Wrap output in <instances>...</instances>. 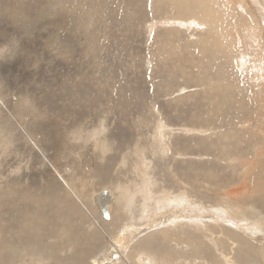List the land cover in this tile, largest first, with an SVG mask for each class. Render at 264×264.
Listing matches in <instances>:
<instances>
[{
  "label": "rangeland",
  "instance_id": "obj_1",
  "mask_svg": "<svg viewBox=\"0 0 264 264\" xmlns=\"http://www.w3.org/2000/svg\"><path fill=\"white\" fill-rule=\"evenodd\" d=\"M65 1L18 0L26 20L38 8L27 28L2 15L13 0H0V264H92L98 256L108 264L114 255L107 236L118 237L123 227L139 231L158 208L154 200L144 204V180L153 196L169 197L185 213L214 211L182 220L191 240L199 237L192 242L168 235L174 264H211L190 253L198 240L221 264H264V235L249 243L257 260L236 261L235 238H224V254L211 242L221 226L231 229V218L264 231V46L256 52L244 38L220 50L208 25L192 19L190 2ZM254 1L245 0V9ZM124 191L133 196L120 197ZM105 194L114 226L95 206ZM138 254L148 257L144 247Z\"/></svg>",
  "mask_w": 264,
  "mask_h": 264
},
{
  "label": "bare ground",
  "instance_id": "obj_2",
  "mask_svg": "<svg viewBox=\"0 0 264 264\" xmlns=\"http://www.w3.org/2000/svg\"><path fill=\"white\" fill-rule=\"evenodd\" d=\"M18 0H13L12 6L13 8H10L8 6H4L1 7L3 14L2 15H9L11 16L14 20L19 21L18 24H20V22H24L25 27L28 28V25H33L34 23H36L37 19L39 18V13L37 12L36 8L31 9L29 14H33V18L31 19H25L26 14L25 12H23V4H22V9L20 7H16L18 5L17 3ZM23 1V0H22ZM26 1V0H25ZM30 1V0H29ZM32 1V0H31ZM54 1V0H53ZM57 1V0H56ZM61 1V0H60ZM65 1V0H64ZM87 1V0H86ZM94 1V0H93ZM99 1V0H98ZM117 1V0H116ZM120 2H122L121 0H119ZM125 1V0H124ZM127 1V0H126ZM131 1V0H130ZM141 1V0H140ZM157 1V0H156ZM163 1V0H162ZM176 1V0H175ZM183 4H188L189 2L192 4V6H189L191 9V13L192 15H195L194 18L192 19H196V23H198V20H201L202 24H206L207 27H209V31L212 32L213 35H210L211 33L208 32L210 35V38H218V41H214V44L216 42V46L217 48L220 46V50L221 48H225V47H229L231 49H233L235 47V42L236 44H245L244 43V38H246L247 40L245 41H253V43L255 44V49L256 52L259 51L262 46H264V28L262 27L263 31H261L260 25L257 21V18L260 17V19H262V21L264 22V0H258V1H254V4L252 5V7H248L246 8V2L245 0H235L232 3V0H227L226 4L222 2V5L219 4L220 0H218L219 3H217L216 0H181ZM10 2V1H9ZM36 2V1H35ZM59 2V1H58ZM66 2V1H65ZM69 4L70 1L68 0ZM67 2V3H68ZM88 2V1H87ZM97 2V1H96ZM95 2V3H96ZM101 2V1H100ZM115 2V1H114ZM119 2V3H120ZM143 2V0H142ZM149 2V1H148ZM165 2V1H164ZM251 2V1H250ZM5 3V2H4ZM17 5H16V4ZM28 3V2H27ZM38 3V2H36ZM78 3V2H76ZM90 3V2H89ZM118 3V4H119ZM145 3V2H144ZM158 3V2H157ZM170 3V2H169ZM179 3V1H178ZM7 3H5L6 5ZM9 4V3H8ZM42 4V3H41ZM81 4V3H80ZM98 4V3H97ZM111 4V3H110ZM131 4V2H130ZM136 4V3H135ZM160 4V2H159ZM171 4V3H170ZM175 4V3H174ZM182 4V5H183ZM78 4H76L77 6ZM87 5V4H86ZM91 5V4H90ZM104 5V4H103ZM173 5V4H172ZM177 6V4H175ZM179 5V4H178ZM29 6V5H28ZM31 6V5H30ZM54 6V5H53ZM58 6V5H57ZM71 6V5H70ZM88 6V5H87ZM106 6V5H105ZM122 6V5H121ZM145 6V5H143ZM169 6V5H168ZM174 6V5H173ZM257 6H260V8H258ZM67 7V6H66ZM72 7V6H71ZM118 7V6H117ZM120 7V6H119ZM186 7V6H184ZM50 8V6H49ZM73 8V7H72ZM80 8V7H79ZM90 8V7H89ZM98 8V7H97ZM114 8V7H113ZM143 8V7H142ZM141 8V9H142ZM170 8V7H169ZM173 8V7H172ZM242 10H241V9ZM43 9V8H42ZM54 9V8H53ZM69 9V8H68ZM77 9V8H76ZM117 9V8H116ZM115 9V10H116ZM139 9V6H138ZM124 10V9H123ZM174 10V9H173ZM178 10V8H177ZM236 10L238 11H244L243 16L238 17V15H236ZM260 10V11H259ZM43 11V10H42ZM66 11V10H65ZM78 11V10H77ZM109 11V10H108ZM129 11V10H127ZM257 11H259L257 13ZM67 14L70 13L69 10L66 11ZM92 12V11H91ZM107 13V11H105ZM112 12V11H111ZM110 12V13H111ZM146 12V11H145ZM178 12V11H177ZM181 12V11H180ZM2 13V12H1ZM45 13V11L42 12V14ZM75 13V12H74ZM78 13V12H77ZM114 13V12H112ZM122 13V12H121ZM139 13V12H138ZM179 13V12H178ZM83 14V13H82ZM118 14V13H117ZM180 14V13H179ZM241 14V13H240ZM52 15V14H51ZM55 15V14H54ZM66 15V14H65ZM81 15V12L80 14ZM30 16V15H29ZM71 16V15H70ZM83 16V15H82ZM92 16V15H91ZM112 17V14L109 15ZM132 16V15H131ZM139 16V14L137 15ZM141 16V15H140ZM139 16V17H140ZM62 17V16H60ZM134 17V16H133ZM199 17V19H198ZM49 20L51 21V16H48ZM47 18V19H48ZM70 18V17H69ZM82 18V17H81ZM87 18V17H86ZM108 18V17H107ZM106 18V19H107ZM110 18V17H109ZM62 19V18H60ZM73 19V18H72ZM101 19V18H99ZM129 19V16L128 18ZM144 19V18H143ZM146 19V18H145ZM4 20V19H2ZM12 20V19H11ZM89 20V19H87ZM105 20V19H104ZM49 21V23L51 24V22ZM64 21V20H63ZM103 21V20H102ZM129 21V20H127ZM131 21V20H130ZM129 21V22H130ZM261 21V20H260ZM97 22V21H96ZM120 22V21H119ZM40 23V22H39ZM76 23V22H75ZM79 23V22H77ZM133 23V21H132ZM137 23V22H134ZM133 23V24H134ZM193 23V22H192ZM199 23V24H200ZM15 24V23H14ZM48 24V22H47ZM67 24V23H66ZM73 24V23H72ZM81 24V22H80ZM100 24V23H99ZM118 24V23H117ZM13 25V23H12ZM35 25V24H34ZM37 25V24H36ZM53 25V24H52ZM55 25V24H54ZM59 25V24H57ZM61 25V24H60ZM77 25V24H76ZM116 25V24H115ZM18 26V25H17ZM78 26V25H77ZM96 26V25H95ZM130 26V25H129ZM13 27V26H11ZM16 27V26H15ZM14 27V29L16 30V28ZM36 28V26H34ZM63 27V26H62ZM18 28V27H17ZM39 28V27H38ZM44 28V27H43ZM122 28V27H121ZM12 30H14L13 28H11ZM30 29V28H29ZM28 29V30H29ZM66 29V27H65ZM64 29V30H65ZM19 30V29H17ZM36 30V29H35ZM42 30V29H41ZM91 30V29H90ZM32 31V30H31ZM45 31V29H44ZM73 31V30H72ZM18 32V31H17ZM59 32H61L59 30ZM57 33V32H56ZM25 34V33H24ZM49 34V33H48ZM74 34V33H73ZM33 35V34H32ZM54 35V34H53ZM58 35V33H57ZM31 36V35H30ZM42 36V35H41ZM50 36V35H49ZM65 37V36H64ZM92 37V36H91ZM61 38V36H60ZM77 38V37H76ZM85 38V37H84ZM74 39V38H73ZM36 40V39H35ZM34 40V41H35ZM39 40V39H38ZM36 40V41H38ZM45 40V39H44ZM53 40V39H52ZM206 40V39H205ZM43 41V40H42ZM50 41V40H49ZM56 41V39H55ZM73 41V40H72ZM31 42V40H30ZM47 42V41H46ZM45 42V43H46ZM33 43V41H32ZM38 43V42H37ZM41 43V42H40ZM44 43V44H45ZM53 43V42H52ZM203 46H204V42ZM200 43V44H202ZM30 44V43H29ZM62 44V43H61ZM78 44V43H77ZM76 44V45H77ZM50 45V44H49ZM53 45V44H52ZM71 45V44H70ZM58 46V44H57ZM79 46V45H78ZM213 46V45H212ZM64 47V46H62ZM76 47V46H75ZM215 47V46H213ZM213 47L211 49H213ZM239 47V46H238ZM244 47V46H243ZM252 47V46H251ZM29 48V47H28ZM41 48V47H40ZM200 48V47H199ZM208 48V47H206ZM245 48V47H244ZM250 48V47H249ZM48 49V48H46ZM76 49V48H75ZM216 49V48H215ZM254 49V50H255ZM49 50V49H48ZM53 50V49H52ZM67 50V48H66ZM47 51V50H45ZM51 51V50H49ZM48 51V52H49ZM55 51V50H54ZM57 51V50H56ZM200 51H202L200 49ZM219 51V50H218ZM224 49L222 50L223 53ZM68 52V51H67ZM94 52V51H93ZM228 52V51H227ZM44 53V51H43ZM46 53V52H45ZM69 53V52H68ZM217 53V51H216ZM61 54V53H60ZM64 54V53H63ZM221 54V53H220ZM225 54V53H224ZM66 55V54H65ZM215 55V54H214ZM230 56V55H229ZM216 57V55H215ZM213 57V58H215ZM88 58V57H87ZM93 58V57H92ZM95 58V57H94ZM217 58V57H216ZM224 61V60H223ZM216 79V78H215ZM212 81V80H211ZM212 83V82H211ZM210 84V81H209ZM214 85V84H213ZM212 87V86H211ZM90 91V90H89ZM93 103L95 104V101H93ZM188 117V116H187ZM14 121L17 123V125H19L18 121L14 118ZM159 123V122H158ZM154 124V123H153ZM190 124V123H189ZM188 141V140H187ZM246 149V148H245ZM254 165V164H253ZM249 167V166H248ZM138 169V168H137ZM253 169V168H252ZM249 170V169H248ZM252 171V170H250ZM257 171V170H256ZM258 174V172H256ZM249 174V172H248ZM67 189L69 190V192L71 193V195L75 198V200H77V202H79L83 209L85 210V212L90 216V218L93 220V222H95V224H97L96 226L101 230V231H105V229H103V226H101V224L99 223L97 217H95V215L93 214V212H91V210L87 207V205L83 204L82 201L80 200V198L75 194V192L72 190V188L69 186V184H65ZM246 188V187H245ZM249 189V187H248ZM251 189V188H250ZM262 190V189H259ZM130 191V190H129ZM141 191H142V197L144 198V204H147L146 201L148 200H154L156 202V206L158 207L156 210H151L150 211V216L147 219V221L145 222V225L139 228V231L136 232H131L128 230H131L129 228L123 229L121 228V230L119 231V236H115L112 238V236H107L109 242L111 243V255H114L112 259H109L107 261L108 264H129L130 260L132 259H136V264H144L145 261L146 264H174V257L176 255H174L173 249L168 247V243L166 242L167 240H169V238L171 236H168L169 234L172 235V238H174L177 242L178 241H183V242H192L195 238H199V237H195L193 238V240H191V237L194 235L192 229H190L187 225H182L184 218H195L198 216H202V217H213V213L214 211H196V212H191V211H187V213H185L186 209L184 207H182L181 204L176 203V204H171V200L169 197H158L156 198L155 196H153V193L151 192V190L148 188L147 185V180H144L141 186ZM131 192V191H130ZM130 192L128 191H124V193H120V197H126V196H133V194L131 195ZM166 196V195H165ZM7 197V196H6ZM5 198V197H4ZM92 198V197H91ZM110 196L108 194H105L104 196L101 195L98 198H96L95 200V206L98 208V210L100 211V209L102 207H105V209L107 210V212L109 213V208L107 205L108 204V200H109ZM172 198V197H171ZM183 196L180 195L177 197V200H182L183 201ZM176 201V200H175ZM171 206H170V204ZM91 205V203H90ZM14 206V205H13ZM16 206V205H15ZM128 206V204H127ZM169 206V207H168ZM129 207V206H128ZM149 207V206H148ZM146 207H144L145 209ZM147 209V208H146ZM217 210V209H214ZM218 211V210H217ZM145 212V210H144ZM159 212V213H158ZM111 213V212H110ZM109 213V220H106V222H104L105 225L107 226H114L113 224V217L111 216V214ZM156 213H158L156 215ZM120 214V213H119ZM145 214V213H144ZM191 214V215H190ZM217 214V213H216ZM215 214V215H216ZM214 215V216H215ZM121 216V214H120ZM155 216V217H153ZM144 217V216H143ZM216 217V216H215ZM218 217V216H217ZM221 218V217H220ZM231 218V217H230ZM222 219V218H221ZM220 219V220H221ZM232 219V223H229V226L231 229L227 228V226L223 227L221 226V235L212 238L211 242L212 245H214L215 247H218V249L221 250V252L227 253L226 249L227 248V237H231V238H235L236 241L238 242L239 246L237 248V251L235 252L233 258L236 261H247V260H251L252 258H255L254 260H257V257L259 258V253L258 251H256V249L249 243H252L251 240H257V237L264 235V231L262 229H259V226L257 225H252L250 224L248 227L246 226V223H243V220H238V218H231ZM104 220V219H103ZM142 220V219H141ZM144 220V219H143ZM105 221V220H104ZM101 222V221H100ZM141 223V222H140ZM38 224V223H37ZM36 224V225H37ZM236 224V225H233ZM126 225V224H125ZM127 226V225H126ZM138 226V225H137ZM240 226V227H239ZM244 228H249L247 232V234L249 233L252 237H245L244 235H242L240 232L242 230V227ZM38 227V226H37ZM129 227V226H128ZM167 227H171L170 229H168ZM134 228V227H133ZM132 228V229H133ZM136 228V227H135ZM253 228H258L260 231H263L262 233H258V231H255L256 229ZM188 229V230H187ZM158 231V233L156 235H149L144 239L140 240H136L135 244H132L134 246L130 247L129 244L135 240V238L137 239V237L141 236V235H145V234H150V232H156ZM215 234V231H214ZM201 236V235H200ZM31 236H28V240H30ZM160 238V239H159ZM226 238V239H224ZM251 238H256V239H251ZM156 240H160V242H157ZM231 243L234 244V242H232L231 240H229ZM34 241L32 242V246H33ZM133 243V242H132ZM182 243V242H181ZM209 244V243H208ZM211 245V244H210ZM31 246V247H32ZM242 246H244V248L246 249L247 252L243 253L242 252ZM29 247V251H35V248H31ZM141 247H144L146 249V251L148 252V257H145V259H142L139 253V249ZM174 248V247H173ZM211 248L204 242L201 240H198V242L196 243V245H194V247L190 250V253L193 254L194 256H198V257H206L207 259H209V261L211 262V264H221L222 262L219 261V259L217 258V256H215L214 253H210L209 250ZM214 249V247H213ZM109 250V251H110ZM129 252H128V251ZM178 250V249H177ZM26 251V249H25ZM211 251V250H210ZM20 251H18L19 253ZM36 252V251H35ZM35 252H32V255H35ZM39 252V251H38ZM105 252V251H104ZM128 252V253H127ZM7 253L10 255L11 254V250H7ZM107 253V251H106ZM127 253V254H126ZM181 253V252H180ZM3 255H5V253H2ZM103 254V253H102ZM31 255V256H32ZM110 255V254H109ZM182 255V254H181ZM100 256L95 257L92 261V264H99L101 260L98 259ZM12 258H14V261H17V253L14 252L12 255ZM52 258L54 259V255H52ZM174 258V259H173ZM97 259V260H95ZM173 259V260H172ZM48 260V259H47ZM105 260V259H104ZM113 261V262H112ZM126 261V263L124 262ZM220 263H219V262ZM18 262V261H17ZM16 262V263H17ZM103 262V261H102ZM105 263V262H104ZM15 264V262H14Z\"/></svg>",
  "mask_w": 264,
  "mask_h": 264
},
{
  "label": "water",
  "instance_id": "obj_3",
  "mask_svg": "<svg viewBox=\"0 0 264 264\" xmlns=\"http://www.w3.org/2000/svg\"><path fill=\"white\" fill-rule=\"evenodd\" d=\"M100 214H101V217H102V219H104V220H109V213L107 212V210L105 209V207H102L101 209H100Z\"/></svg>",
  "mask_w": 264,
  "mask_h": 264
}]
</instances>
